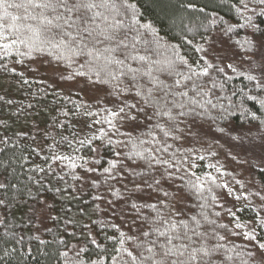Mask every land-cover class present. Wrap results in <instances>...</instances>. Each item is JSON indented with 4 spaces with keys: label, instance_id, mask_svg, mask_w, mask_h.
<instances>
[{
    "label": "trees",
    "instance_id": "16d2710c",
    "mask_svg": "<svg viewBox=\"0 0 264 264\" xmlns=\"http://www.w3.org/2000/svg\"><path fill=\"white\" fill-rule=\"evenodd\" d=\"M127 2L135 20L116 17L115 53L67 26L0 39V264H133L127 253L156 239L143 232L179 221L221 246L214 264H261L264 166L215 134L264 133V76L243 60L264 4ZM192 23L208 26L204 41ZM220 40L239 57H219Z\"/></svg>",
    "mask_w": 264,
    "mask_h": 264
},
{
    "label": "snow or ice",
    "instance_id": "6c2138e0",
    "mask_svg": "<svg viewBox=\"0 0 264 264\" xmlns=\"http://www.w3.org/2000/svg\"><path fill=\"white\" fill-rule=\"evenodd\" d=\"M257 2L264 4V0H257ZM9 9H16L20 12V15H14L8 11ZM121 10H123V13ZM128 11L133 13V20H135V8L127 0H19V2H16V0H0V39L7 40L10 36L20 37L24 31L39 35L43 29L51 31V28L54 27L63 30L67 26V28H74L81 39L86 35L95 43L115 41L117 47H106L104 49L105 52L111 54L115 53L119 46L124 44L123 39H119V34L125 28V25L121 19L116 17ZM6 21L10 23L6 24ZM26 21H36L37 24L33 25L26 23ZM144 27L151 29L150 25H144ZM5 32H8V35H5ZM64 34L72 36L71 32H65ZM16 42L26 43L24 39L18 41L14 39L12 41V43ZM10 47L11 44H0V48L8 49ZM124 47H128V45H124ZM131 59L142 61L146 57L132 56ZM112 60L116 64H124L123 60L114 57H112ZM129 71L133 73L132 79L135 80L137 78L135 73L139 72V69L129 67ZM203 74H207L206 69ZM144 75L150 77L151 73L145 72ZM249 79H254V77H249ZM100 82L107 83L104 80ZM176 84L178 85L179 81H176ZM149 93H151V90H149ZM140 94V92H137V95ZM182 95H187V93H182ZM131 107L134 108L135 105H131ZM120 111H123V109ZM113 115H116V113H113ZM130 119L135 120V117H130ZM137 155H142V153H137ZM201 159L203 158L201 157ZM0 187H4V185L0 184ZM152 207H155V205ZM191 219L197 225L199 224L196 217ZM182 229L187 231H182ZM189 231L192 232V235H189ZM153 232L156 239L136 245L137 248L144 249L148 253L147 255H144V252L139 255H134L131 251L127 253L133 264H214V254L221 247L219 245L209 247L207 243H199L194 240L193 236L203 237L204 234L196 232L195 229H190L189 223L185 221L171 223L164 230L156 227L152 232H143V236L148 237ZM250 238L254 239V237ZM220 239L223 240L224 238L220 237ZM260 248L264 249V244H261ZM261 264H264V255L261 256Z\"/></svg>",
    "mask_w": 264,
    "mask_h": 264
},
{
    "label": "rangeland",
    "instance_id": "374dc122",
    "mask_svg": "<svg viewBox=\"0 0 264 264\" xmlns=\"http://www.w3.org/2000/svg\"><path fill=\"white\" fill-rule=\"evenodd\" d=\"M188 28L189 32L192 34L200 33L198 38L199 42L206 39L203 37V35H206L208 32V26L206 24L197 25L192 23ZM219 45L220 46L214 50L219 57L226 55H230L229 57H239V53L228 47L225 41L220 40ZM196 49V46H192L189 48V52H196ZM208 51H211V49ZM243 60L252 67H255V69L261 72L264 76V28L259 30L256 34V46L254 52L247 54ZM51 71H55L56 73V70L53 67L51 68ZM253 129L254 127H247L246 131L231 130L226 135L220 136L215 134V136L221 143L229 147L231 149L230 151L234 153L235 156L244 158L247 166H264V133L252 134L250 131ZM248 131L250 133H248Z\"/></svg>",
    "mask_w": 264,
    "mask_h": 264
}]
</instances>
